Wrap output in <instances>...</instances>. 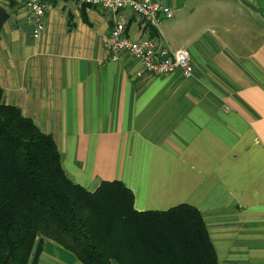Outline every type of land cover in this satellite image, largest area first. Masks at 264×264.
<instances>
[{
  "label": "crops",
  "instance_id": "1",
  "mask_svg": "<svg viewBox=\"0 0 264 264\" xmlns=\"http://www.w3.org/2000/svg\"><path fill=\"white\" fill-rule=\"evenodd\" d=\"M46 1L35 38L23 2L1 0L3 101L54 137L87 190L120 180L139 211L190 204L218 264H264V0H159L173 16L157 28L129 9ZM119 16L133 39L187 48L193 75H151L126 53L110 60ZM32 259L84 264L51 239H38Z\"/></svg>",
  "mask_w": 264,
  "mask_h": 264
},
{
  "label": "trees",
  "instance_id": "2",
  "mask_svg": "<svg viewBox=\"0 0 264 264\" xmlns=\"http://www.w3.org/2000/svg\"><path fill=\"white\" fill-rule=\"evenodd\" d=\"M9 16L0 0V40ZM134 203L120 180L93 192L72 180L54 137L6 104L0 88V264H34L38 239L84 264H218L196 207L139 211Z\"/></svg>",
  "mask_w": 264,
  "mask_h": 264
},
{
  "label": "built area",
  "instance_id": "3",
  "mask_svg": "<svg viewBox=\"0 0 264 264\" xmlns=\"http://www.w3.org/2000/svg\"><path fill=\"white\" fill-rule=\"evenodd\" d=\"M30 12L35 38H39L45 29V15L48 10L46 0H21ZM77 4L87 7L101 8L112 13L129 9L153 27H159L163 19L173 16L171 7L159 0H74ZM108 57L118 61L126 53L143 62L144 70L151 75H167L180 72L183 77H191L194 73L191 54L187 48L173 49L160 46L156 38L145 37L133 39L126 33V21L118 17L115 21L108 41L106 42Z\"/></svg>",
  "mask_w": 264,
  "mask_h": 264
}]
</instances>
